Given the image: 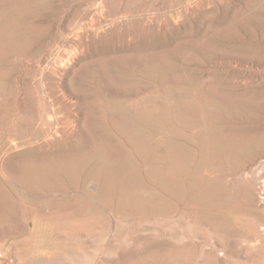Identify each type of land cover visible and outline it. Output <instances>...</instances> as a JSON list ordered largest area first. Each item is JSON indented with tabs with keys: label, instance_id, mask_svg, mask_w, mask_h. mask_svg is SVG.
Segmentation results:
<instances>
[{
	"label": "rangeland",
	"instance_id": "1",
	"mask_svg": "<svg viewBox=\"0 0 264 264\" xmlns=\"http://www.w3.org/2000/svg\"><path fill=\"white\" fill-rule=\"evenodd\" d=\"M0 264H264V0H0Z\"/></svg>",
	"mask_w": 264,
	"mask_h": 264
},
{
	"label": "bare ground",
	"instance_id": "2",
	"mask_svg": "<svg viewBox=\"0 0 264 264\" xmlns=\"http://www.w3.org/2000/svg\"><path fill=\"white\" fill-rule=\"evenodd\" d=\"M40 102V101H39Z\"/></svg>",
	"mask_w": 264,
	"mask_h": 264
}]
</instances>
